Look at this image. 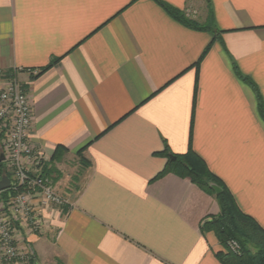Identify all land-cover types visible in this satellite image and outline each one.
<instances>
[{
    "label": "crops",
    "instance_id": "0c3cea01",
    "mask_svg": "<svg viewBox=\"0 0 264 264\" xmlns=\"http://www.w3.org/2000/svg\"><path fill=\"white\" fill-rule=\"evenodd\" d=\"M156 1L215 33L155 0H0V73L26 90L30 142L71 201L9 264H220L200 230L216 200L152 182L166 152L191 150L264 230V0Z\"/></svg>",
    "mask_w": 264,
    "mask_h": 264
},
{
    "label": "built area",
    "instance_id": "2783aa9c",
    "mask_svg": "<svg viewBox=\"0 0 264 264\" xmlns=\"http://www.w3.org/2000/svg\"><path fill=\"white\" fill-rule=\"evenodd\" d=\"M31 75L37 72L29 71ZM31 107L26 90L15 72L0 73V161L9 189L0 192V264L28 263L33 256L26 239L44 230L46 209L66 210L71 201L58 193L52 175H47L48 159L30 142ZM227 249L239 254L236 241Z\"/></svg>",
    "mask_w": 264,
    "mask_h": 264
},
{
    "label": "trees",
    "instance_id": "16d2710c",
    "mask_svg": "<svg viewBox=\"0 0 264 264\" xmlns=\"http://www.w3.org/2000/svg\"><path fill=\"white\" fill-rule=\"evenodd\" d=\"M157 5L161 7L171 18L185 27L196 31H212L214 30L209 20L203 26H199L194 22L186 19V17L179 11L165 5L160 1H156ZM207 50L203 52V55ZM202 55V56H203ZM59 59H54L49 66L42 71L47 70L52 65L56 64ZM236 74L249 85L254 91L256 87L247 78L241 77L237 70ZM10 75L7 73L6 76ZM259 110L263 116L262 104L259 103ZM60 150L63 148H59ZM78 154H81L79 152ZM167 158V163L164 169L152 180L157 181L167 174L171 173L179 178L188 179L195 187L205 194L211 195L215 198L219 207V213L214 217L206 218L201 224L202 233H213L218 244L222 250L215 254V257L220 264H264V230L249 216L241 213L237 208L232 196L224 187L219 179L213 176L205 166L204 162L196 156L191 150L184 155H172L169 153L164 154ZM61 156L58 148L55 150L50 159V163L57 162ZM80 156V155H79ZM82 159V158H81ZM47 175H52L53 169L48 168ZM2 175V170H0ZM214 184L221 189V192L216 195L211 189L210 185ZM234 240L240 248L239 254H234L226 249L227 242ZM253 246L255 252L252 253L248 246Z\"/></svg>",
    "mask_w": 264,
    "mask_h": 264
},
{
    "label": "water",
    "instance_id": "95a60500",
    "mask_svg": "<svg viewBox=\"0 0 264 264\" xmlns=\"http://www.w3.org/2000/svg\"><path fill=\"white\" fill-rule=\"evenodd\" d=\"M3 160H4L3 156H0V161ZM9 187H10L9 179L6 176H2L0 179V192L9 189ZM209 187L216 195H218L221 192V189L214 184H211Z\"/></svg>",
    "mask_w": 264,
    "mask_h": 264
},
{
    "label": "rangeland",
    "instance_id": "374dc122",
    "mask_svg": "<svg viewBox=\"0 0 264 264\" xmlns=\"http://www.w3.org/2000/svg\"><path fill=\"white\" fill-rule=\"evenodd\" d=\"M71 173H70V175H73V174H77V171H78V169L76 168V165L73 163L72 164V166H71ZM79 173H80V171H79ZM62 174H64V173H62ZM66 176V175H65ZM53 178L54 179H57L58 180V182H59V184L62 182L61 180L64 178V175H63V178H60V176L59 175H57V176H53ZM207 196H209V197H211L212 199H215L213 196H211V195H208V194H206ZM226 249H227V246H226ZM248 249L250 250V252H252V253H254L255 252V248L253 247V246H248ZM228 250V249H227Z\"/></svg>",
    "mask_w": 264,
    "mask_h": 264
}]
</instances>
